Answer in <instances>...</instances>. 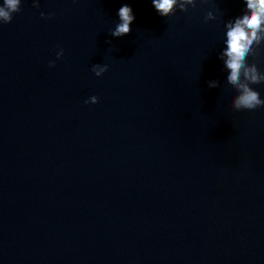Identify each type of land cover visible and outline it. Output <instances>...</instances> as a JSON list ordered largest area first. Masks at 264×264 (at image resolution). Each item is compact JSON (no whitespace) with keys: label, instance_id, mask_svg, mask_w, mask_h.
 <instances>
[{"label":"water","instance_id":"95a60500","mask_svg":"<svg viewBox=\"0 0 264 264\" xmlns=\"http://www.w3.org/2000/svg\"><path fill=\"white\" fill-rule=\"evenodd\" d=\"M244 10L23 0L0 25V264H264V107H231L221 56ZM247 60L264 73V43Z\"/></svg>","mask_w":264,"mask_h":264},{"label":"clouds","instance_id":"9594fccd","mask_svg":"<svg viewBox=\"0 0 264 264\" xmlns=\"http://www.w3.org/2000/svg\"><path fill=\"white\" fill-rule=\"evenodd\" d=\"M23 0H0V25L10 23L13 14L21 10ZM199 0H151V4L161 17H172L177 10H187L190 6L195 9ZM35 7L40 6V0H33ZM244 11L225 23L224 48L221 56L227 69L226 80L232 85L235 94L231 97V107L237 111L255 110L264 107V96L254 85L264 83V73L258 70L255 63H249L248 55L253 47L264 43V0H244ZM40 15L51 16L53 13L41 12ZM117 19L111 30L113 37H122L132 30L135 13L129 3H122L116 12ZM212 19L213 14H207ZM62 47L56 52V58L63 56ZM55 64L50 60L49 65ZM108 68L107 64H93L92 70L97 76L102 75ZM215 81L210 82L214 86ZM99 97L90 96L85 103H97Z\"/></svg>","mask_w":264,"mask_h":264}]
</instances>
